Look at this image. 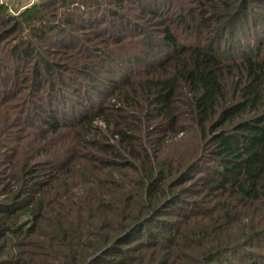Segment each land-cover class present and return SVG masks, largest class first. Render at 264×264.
<instances>
[{"label": "trees", "instance_id": "16d2710c", "mask_svg": "<svg viewBox=\"0 0 264 264\" xmlns=\"http://www.w3.org/2000/svg\"><path fill=\"white\" fill-rule=\"evenodd\" d=\"M106 1L140 59L61 47L99 0L0 3V264H264V0Z\"/></svg>", "mask_w": 264, "mask_h": 264}, {"label": "rangeland", "instance_id": "374dc122", "mask_svg": "<svg viewBox=\"0 0 264 264\" xmlns=\"http://www.w3.org/2000/svg\"><path fill=\"white\" fill-rule=\"evenodd\" d=\"M100 1V5L105 6L104 7H97L94 6L92 8H86V7H80V10L76 11L75 14H77L76 16L79 18L78 22H80V25L74 29H71V35H65L64 41H61V47H75V49H77L78 51H81L82 54L86 55V56H93L91 55L93 51H90L91 48L93 50H101V51H107V50H115L118 51V53H126L128 55H137L138 59L140 52L142 51L143 46L140 48L139 43L143 41V36H139L136 32H132L130 30L124 31L125 32V36H127L126 39H124L125 41L121 43L120 46H111L108 45L110 49H108L107 45H100V41L98 40H104L105 35H111V34H115L117 31L115 30V28L111 31H108V29H106V17L107 15H105L104 13L108 14V10H114V7H110L111 5H109V3L106 0H99ZM39 0H0V3H4L7 6V9L4 11V16H12V17H16L19 12L21 10H24V8H27L29 6H31L34 3L38 4ZM104 2V3H102ZM99 6V5H98ZM257 6H260L258 9L261 10L260 8L263 7L262 4H258L256 2H253L252 7L254 9H257ZM112 8V9H109ZM118 11V10H117ZM121 12V11H120ZM79 14V15H78ZM82 15L84 17H82ZM104 15V16H103ZM103 17V22L98 23V25H91L90 23V19L94 18L92 22H96L98 21L100 18ZM134 20V22L136 24H138L140 26L141 22H139L140 20H137V18L134 16L132 18ZM57 20V19H54ZM133 22V21H132ZM134 23V24H135ZM97 26V27H95ZM132 26V25H131ZM127 27H130L129 25ZM105 28V30H104ZM110 28V26H109ZM150 28L153 30V36H157V30H159L158 26L155 25H150ZM156 28V29H155ZM149 29V28H148ZM104 30V31H103ZM150 30V29H149ZM136 34V35H135ZM152 35V34H151ZM15 37H9L6 40V44H12L13 40H15ZM147 41V39H146ZM69 43V44H67ZM5 44V42H4ZM39 48H41L42 50L45 49H55L56 46L58 45V43H54V44H47V43H39ZM60 45V44H59ZM51 47V48H50ZM86 47V48H84ZM97 47L99 49H97ZM63 48V50L65 49ZM116 48V49H115ZM67 49V48H66ZM65 49V50H66ZM128 55H124L122 57H119L115 60L114 63V68L113 72L115 73H119V71L123 68H126L125 66H123L124 64L121 63V61H123L121 58H127ZM140 67V63H132V67L133 69H137ZM110 78H115V75L112 74H106L104 71L103 73L100 75V79L102 81H104L105 83L108 82V80H110ZM101 83V81H98L95 85H99ZM78 89H81V85L78 84ZM98 96V95H96ZM53 98H57V94L53 96ZM86 98V97H85ZM99 98V96H98ZM100 100V99H99ZM24 102V101H23ZM101 102V101H100ZM17 104H21L20 102H18ZM180 136V135H179ZM178 136V137H179ZM178 137L173 138V140H177ZM250 252H253V250L248 249Z\"/></svg>", "mask_w": 264, "mask_h": 264}]
</instances>
